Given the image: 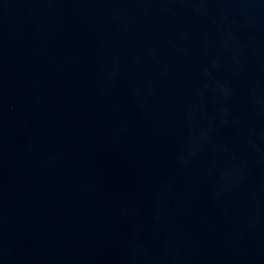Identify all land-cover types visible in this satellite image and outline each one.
Listing matches in <instances>:
<instances>
[{
	"label": "water",
	"instance_id": "95a60500",
	"mask_svg": "<svg viewBox=\"0 0 264 264\" xmlns=\"http://www.w3.org/2000/svg\"><path fill=\"white\" fill-rule=\"evenodd\" d=\"M0 264H264V0H0Z\"/></svg>",
	"mask_w": 264,
	"mask_h": 264
}]
</instances>
